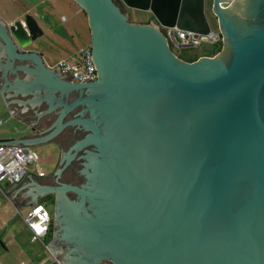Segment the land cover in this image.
Masks as SVG:
<instances>
[{
	"label": "water",
	"instance_id": "water-1",
	"mask_svg": "<svg viewBox=\"0 0 264 264\" xmlns=\"http://www.w3.org/2000/svg\"><path fill=\"white\" fill-rule=\"evenodd\" d=\"M85 13L95 77L68 80L31 44L32 13L0 18V93L37 125L32 143L61 149L45 177L8 192L16 208L53 193V253L62 264H264V0H211L221 45L175 55L162 25L209 29L204 0H114ZM228 1V2H227ZM169 38H173L169 36Z\"/></svg>",
	"mask_w": 264,
	"mask_h": 264
},
{
	"label": "crops",
	"instance_id": "crops-1",
	"mask_svg": "<svg viewBox=\"0 0 264 264\" xmlns=\"http://www.w3.org/2000/svg\"><path fill=\"white\" fill-rule=\"evenodd\" d=\"M71 1L75 4L77 10L81 12L82 17L84 18L83 22L80 20V23L83 24L84 28L88 30L85 13L84 14L82 13L83 10L77 2H75L74 0ZM114 1L118 4L120 10L126 13V17H125L126 19L131 20V15L134 13L136 14L138 13V19L135 20L132 19L131 21L149 20L151 22H154L153 24H155L156 20L149 6L143 7L135 3L125 4L120 0H114ZM205 1L206 0H204V2ZM61 6H62V1L55 0L53 3H51L50 10H53V8L55 7H61ZM32 8L33 9L35 8L34 12L31 11ZM129 8L136 9V11L133 10L132 13V11ZM47 10L39 9L37 5L34 4L24 5V6L21 5L19 6V8H16L15 10L13 8L8 9L6 5L1 4L0 1L1 19L5 21H9L16 17H21V14L23 12L29 11L33 14L38 25L42 29L40 34L50 35L51 37L54 34H56V30L50 24V21L47 17L48 14ZM62 14L63 13H60L61 16ZM86 43H89V31H88V40L86 41ZM170 45L172 46L173 49H175V47L172 44ZM34 47L38 52H40L42 59L47 60L43 56L42 51L35 45ZM177 53L178 55H181V53L179 52ZM199 54H209V52L197 53L196 55ZM181 56L184 58L195 57V56H188L186 55V53ZM3 105L7 109L8 116H11L17 123L16 124L14 123L13 127L8 130L3 129L2 131H0V139L14 140V139L34 137L40 130L49 126L55 119V115H53L52 120H50L48 123L46 122V120H44L39 122L37 125H33L29 122H26L12 115L5 101ZM2 121L3 120H1L0 123H2ZM30 146L33 148L38 147V150L45 149L43 150V152L47 151L46 152L47 156L46 157L44 156L43 160L46 164L50 165V169L46 171L44 170L45 172L42 175H37L34 173L31 174L37 177L48 176L57 167L60 158L58 152V149H61L60 144L55 139L48 138V139L32 142L30 143ZM24 177L20 181L15 183L7 181L5 178H0V264H31L33 262H37L39 264H45L50 260L51 253H53L47 247V244L52 240V236L47 233L42 237L32 238L29 227L23 222L21 218V214H23L26 211V209L29 207L31 202H26L25 204L16 208L14 203L8 197V192L12 190L15 186H17L21 181H23ZM49 194L52 195V192L50 191L43 192L37 195L36 200L42 201V199H44L43 198L44 195H49ZM52 211H53V204H52ZM52 227L50 224V230H49L50 232L52 230ZM57 254L60 256V258L63 259V255L61 253H57Z\"/></svg>",
	"mask_w": 264,
	"mask_h": 264
},
{
	"label": "built area",
	"instance_id": "built-area-1",
	"mask_svg": "<svg viewBox=\"0 0 264 264\" xmlns=\"http://www.w3.org/2000/svg\"><path fill=\"white\" fill-rule=\"evenodd\" d=\"M161 29L166 35L167 42L172 44L179 53L188 47L194 48L202 40L214 42L219 39L218 31L213 30L210 26L205 32L182 28L174 24L162 25ZM169 36L173 38L170 39ZM89 52V43H86L68 51L52 62L45 61V64L48 67L57 64L59 72L68 69L71 74L68 80H88L96 75ZM27 172L37 175H42L45 172L38 166L36 153L30 144L0 143V178L15 183L20 181ZM21 218L29 227L32 238L42 237L50 230L51 215L44 201L35 200L33 206L29 205L26 211L21 214ZM45 264H62V262L57 253H51L50 260Z\"/></svg>",
	"mask_w": 264,
	"mask_h": 264
},
{
	"label": "rangeland",
	"instance_id": "rangeland-1",
	"mask_svg": "<svg viewBox=\"0 0 264 264\" xmlns=\"http://www.w3.org/2000/svg\"><path fill=\"white\" fill-rule=\"evenodd\" d=\"M1 4L6 5L8 9H16L19 6L24 5H37L39 9L47 10V17L50 21L52 27L56 30V34L50 37V35L39 34L31 42L32 45L38 47L43 56L47 59L48 62L54 61L58 56L67 53L68 51L83 45L88 40V30L84 28V25L80 23V20L83 22L84 18L81 15V12L77 10L75 4L71 0H61L62 6L55 7L53 10H50V5L55 0H0ZM60 1V0H59ZM211 0H206V17L209 23V26L219 33V39L221 41V32L218 30L217 20L213 12H210L208 7L210 6ZM21 4V5H19ZM35 9V8H34ZM32 8L31 11L34 12ZM132 13L136 9L129 8ZM138 11V10H137ZM29 12V11H28ZM139 12V11H138ZM31 13V12H30ZM60 13H63L62 16ZM84 14V11H82ZM22 16V14H21ZM130 19V18H129ZM138 19V13L131 15V20ZM169 46H171L169 44ZM213 47V42L210 40L200 41L194 48L188 47L185 51H181V55L195 56L197 53L210 52ZM175 55H178L177 49L170 47ZM4 101L0 94V119L3 120L0 123V131L3 129H10L13 127L14 123L17 122L11 117L8 116L7 109L3 105ZM33 148V147H32ZM37 155V163L39 167H42L45 171L50 169V165L44 162V156L46 157L47 151L45 149H39L38 147L33 148ZM52 167V166H51ZM51 195H44V201L47 209L50 212L51 217L53 216ZM105 263V262H103Z\"/></svg>",
	"mask_w": 264,
	"mask_h": 264
},
{
	"label": "flooded vegetation",
	"instance_id": "flooded-vegetation-1",
	"mask_svg": "<svg viewBox=\"0 0 264 264\" xmlns=\"http://www.w3.org/2000/svg\"><path fill=\"white\" fill-rule=\"evenodd\" d=\"M228 2V1H227ZM206 9H207V7H206V4H205V2H204V6H203V10H204V14H205V16H206ZM208 9H209V11L210 12H212L211 11V7L209 6L208 7ZM215 16V15H214ZM216 18V17H215ZM206 19H207V17H206ZM208 21V20H207ZM168 45H169V43H168ZM169 47H172V46H169ZM179 56H181V55H179ZM197 56V55H196ZM195 56V57H196ZM182 57V56H181ZM195 57H193V58H195ZM192 58V59H193ZM189 60V59H188ZM43 61H44V63H45V61H47V60H45V59H43ZM52 117H53V115H51L49 118H47L46 119V122L48 123L50 120H52ZM57 141V140H56ZM59 143V142H58ZM52 196H53V193H52V195H51V197L50 198H52ZM103 262H105V263H103ZM97 264H112L108 259H104V260H101V261H99Z\"/></svg>",
	"mask_w": 264,
	"mask_h": 264
},
{
	"label": "trees",
	"instance_id": "trees-1",
	"mask_svg": "<svg viewBox=\"0 0 264 264\" xmlns=\"http://www.w3.org/2000/svg\"><path fill=\"white\" fill-rule=\"evenodd\" d=\"M220 45H221V41H220V39L215 40V41L213 42V47H212L211 51L209 52V54H212L213 52H215L216 50H218L219 47H220ZM183 58H184V57H183ZM192 58H193V57L185 58V59H192Z\"/></svg>",
	"mask_w": 264,
	"mask_h": 264
}]
</instances>
